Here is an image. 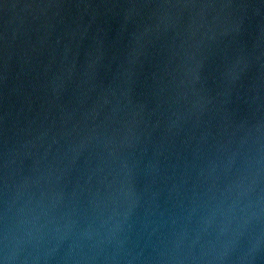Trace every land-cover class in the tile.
<instances>
[{"label": "water", "instance_id": "water-1", "mask_svg": "<svg viewBox=\"0 0 264 264\" xmlns=\"http://www.w3.org/2000/svg\"><path fill=\"white\" fill-rule=\"evenodd\" d=\"M0 264H264V0H0Z\"/></svg>", "mask_w": 264, "mask_h": 264}]
</instances>
